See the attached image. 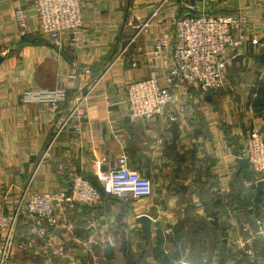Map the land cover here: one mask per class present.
Here are the masks:
<instances>
[{
	"label": "crops",
	"instance_id": "crops-1",
	"mask_svg": "<svg viewBox=\"0 0 264 264\" xmlns=\"http://www.w3.org/2000/svg\"><path fill=\"white\" fill-rule=\"evenodd\" d=\"M163 1L88 0L85 42L59 50L39 32L35 0H0V203L6 212L28 187L51 193L69 190L72 172L97 182L99 172L116 169L123 154L132 169L155 185L151 199L108 194L98 207L78 205L69 210L54 240L78 249L76 260L53 261L54 249L37 240L21 254L30 261L16 264H91L80 261V250L91 256L109 247L122 249L133 239L139 244V234L148 245L150 236L144 237L138 221L143 215L152 219L151 235L158 227L170 233L190 213L233 224L245 213V204L249 211L257 206V177L249 164L241 167L240 159L250 128L254 124L264 128V0H169L161 19L133 41L135 25ZM19 4L31 16L26 35L13 16ZM191 4L209 15H248L250 34L262 43L230 53L224 88L203 92L196 86L189 94L176 90L165 113L132 123L126 85L171 68L172 55H154L160 33L168 29L161 23L172 12L189 14ZM70 73L77 75L75 88L58 108L29 99V91L65 87ZM79 98L85 99L83 117L72 120L50 146ZM76 123L80 130L74 128ZM239 186L241 200L231 206ZM28 229L26 221H19L17 251H22L20 245L31 244Z\"/></svg>",
	"mask_w": 264,
	"mask_h": 264
},
{
	"label": "built area",
	"instance_id": "built-area-1",
	"mask_svg": "<svg viewBox=\"0 0 264 264\" xmlns=\"http://www.w3.org/2000/svg\"><path fill=\"white\" fill-rule=\"evenodd\" d=\"M168 1L157 4L149 17L135 25L137 33L133 41L140 33L148 32L154 22L161 19L160 14ZM87 3L88 0H35L39 32L59 50L67 44L80 47L86 40L84 11ZM188 8L190 13L187 15H179L177 11L169 13L161 23L168 29L160 33L154 46L156 57L172 55L171 68L163 75L136 79L126 85L128 118L132 123L150 121L165 113L175 100L176 90L189 94L196 86L203 92L224 88L228 83V66L233 58L230 53L238 52L248 44L262 43L259 37L250 34L252 21L248 15L215 16L197 12L193 4ZM13 16L20 33L26 35L30 29V14L19 4L15 7ZM125 52L126 49L119 57ZM76 78V73H70L65 87L29 91V99L56 109L68 100V93L75 88ZM84 101L82 98L77 100L78 104L63 121L50 146L72 120L83 117ZM74 128L80 130V123H76ZM241 157L255 173L256 183L264 181L262 125L254 124L250 128ZM97 178L109 195L130 194L137 200L154 197L155 185L152 179L132 169L126 154L120 156L116 169L101 171ZM69 182V190L58 193L31 190L28 187L13 199V209L9 213L6 212L4 204L0 203V264H16V237L21 218L30 221L28 231L32 241L31 244L20 245V249L29 250L35 246L37 240L46 243L47 247L55 248L61 243L54 240L56 231L63 227V221H67L69 210L78 205L98 207L102 204L103 194L90 180L72 172ZM217 191L223 193V189ZM225 192L229 194L230 190L226 189ZM60 249L63 250V247L60 246Z\"/></svg>",
	"mask_w": 264,
	"mask_h": 264
},
{
	"label": "trees",
	"instance_id": "trees-1",
	"mask_svg": "<svg viewBox=\"0 0 264 264\" xmlns=\"http://www.w3.org/2000/svg\"><path fill=\"white\" fill-rule=\"evenodd\" d=\"M90 181L101 191L104 199V196L108 194L104 191V188L102 187L98 179L97 182L93 180ZM242 192L243 189L241 188V186L236 188V193H233L232 194L233 196H231V203H230L231 206H234L236 200H241V194H243ZM218 204L220 205V202H218ZM244 211L247 215L252 216L254 220L255 218L259 220L260 219L264 220V202L259 203L251 211L247 209V204H245ZM212 213L216 216L215 212ZM190 219L198 220L203 225H209L211 227V230L213 232V239H212L213 248L211 249V251L212 253L215 254L214 257L217 256L220 257L219 260L220 264H225V261H227L226 253L228 249L223 244L224 240L221 238L220 234L228 231V226H227L228 223L219 222L217 217H215L214 221L210 222L208 219L199 217L198 215H194L192 213H190V215L182 219L180 223L176 227H174L170 233L164 232L163 229L159 227L156 230H154V232H152L150 235L149 246L145 247L143 245H140L138 247V249L142 251L140 255L134 253V250L132 248L133 241L126 242L125 244H127V247L126 245H124V248L122 249H114L113 247H109L107 250H104L105 251L104 257L107 261H99V263L115 264V261H109V260L115 259L116 250H120L124 253L123 257L125 261H123V264H209L210 261L212 262V260L210 258V255L207 254L208 250L202 249L197 251V248H195V238L193 237L191 238V234L187 230V224L191 221ZM21 220L26 221V227L28 226L29 228L30 221L21 218L20 222ZM136 238L139 240V244H141V242H144V238L142 237L141 234L136 235ZM258 238H259V244L263 246L262 247L263 250L261 253H257L255 251L254 254L256 253V256L258 255L257 258L260 259V257L264 256V237H258ZM190 239H191V243L190 245H187L186 241ZM187 247L190 249V252H194V253L193 254L189 253L188 255H184V251L187 250L186 249ZM223 249H225V251H222ZM89 257L91 259L90 263L95 264L93 261V257L87 256V258ZM259 259L256 260L247 259L245 264H264V262H260Z\"/></svg>",
	"mask_w": 264,
	"mask_h": 264
},
{
	"label": "rangeland",
	"instance_id": "rangeland-1",
	"mask_svg": "<svg viewBox=\"0 0 264 264\" xmlns=\"http://www.w3.org/2000/svg\"><path fill=\"white\" fill-rule=\"evenodd\" d=\"M239 221L234 222L232 224V221L227 224L230 229L227 232H223L221 235V238L224 240L223 244L225 247H227L228 251L226 253V260L225 264H245L247 259L256 260L258 255L257 253H261L263 250V246L259 244V238L258 237H264V220H259L257 218H254L252 216L247 215L246 213H240ZM191 221L187 224V230L191 234V238H195V248H197V251L206 249L207 254L210 255V258L212 262L210 261L209 264H220V257H214V253H212L211 249L213 248V232L211 230V227L209 225H203L198 220L190 219ZM230 221V219H228ZM243 223L244 225H240L239 223ZM202 226V227H201ZM235 228V229H234ZM135 241L134 239L132 240ZM187 245H190L191 239L186 241ZM68 244V243H67ZM66 242L63 241V244H59L54 249V253L52 256L53 261H63L65 259H74L76 260V255L79 253L78 249H76L74 246L69 245L67 246ZM123 244L122 246L124 247ZM133 245L137 248H135L134 253L140 255L142 253L141 250L138 249L140 245H143L145 247H148L144 242H141V244L133 243ZM60 246L63 247V250L60 249ZM73 248V249H72ZM78 248V247H77ZM187 250L184 251V255L193 254L194 252H190V249L187 247ZM28 251V250H26ZM24 249L20 252V250L17 252L16 261H30V259L26 256H24L25 252ZM196 251V252H197ZM222 251H225L223 249ZM80 252L83 254L80 257V261H91L90 258H87L89 251L88 250H80ZM24 254V255H21ZM70 255V257H68ZM93 257V261H107L105 259V251H93L92 254H90ZM124 253L120 250H116V258L109 261H115V264H123ZM256 256V258H255ZM68 257V258H67ZM209 258V259H210ZM32 260V259H31ZM260 262H264V256L260 257ZM34 261V260H32ZM36 261V260H35ZM66 261V260H65ZM241 262V263H240ZM100 264V263H97Z\"/></svg>",
	"mask_w": 264,
	"mask_h": 264
},
{
	"label": "water",
	"instance_id": "water-1",
	"mask_svg": "<svg viewBox=\"0 0 264 264\" xmlns=\"http://www.w3.org/2000/svg\"><path fill=\"white\" fill-rule=\"evenodd\" d=\"M240 165H241V167H243V166L247 167L248 166V162L245 159H240ZM263 193H264V181H261V182L258 183V191H257V195H256V204L257 205L260 202H262ZM138 221L142 223L143 231H144L143 232L144 237L146 239H149V236H150L149 225H150V222L152 221V219L150 217L146 216V215H143V216L139 217Z\"/></svg>",
	"mask_w": 264,
	"mask_h": 264
}]
</instances>
